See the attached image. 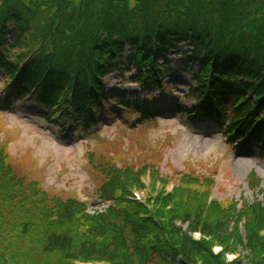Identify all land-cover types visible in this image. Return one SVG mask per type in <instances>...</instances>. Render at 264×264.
I'll return each mask as SVG.
<instances>
[{
	"label": "trees",
	"instance_id": "trees-1",
	"mask_svg": "<svg viewBox=\"0 0 264 264\" xmlns=\"http://www.w3.org/2000/svg\"><path fill=\"white\" fill-rule=\"evenodd\" d=\"M181 42L192 47L187 61L196 59L199 69L189 90L194 107L175 103L178 112L213 119L231 142L253 143L264 158V0H0L6 84H14L16 96L32 94L48 111L61 112L65 134L63 123L95 126L98 111L149 113L134 98L109 96L104 83L113 72L166 91L152 99L155 107L176 101L163 80L167 54ZM88 153L99 196L110 202L93 213L86 202L51 196L20 177L0 141V264H264V183L254 171L247 185L260 197L240 207L215 198L206 207L217 169L168 178L152 165L153 178L173 180L175 189L147 211L123 195L141 185L149 166L126 163L120 150ZM153 157L156 164L162 159L155 151Z\"/></svg>",
	"mask_w": 264,
	"mask_h": 264
},
{
	"label": "rangeland",
	"instance_id": "rangeland-1",
	"mask_svg": "<svg viewBox=\"0 0 264 264\" xmlns=\"http://www.w3.org/2000/svg\"><path fill=\"white\" fill-rule=\"evenodd\" d=\"M168 58L170 74L165 76L164 86L173 88L175 85L178 88L175 93L184 94L193 82L192 72L198 65L193 62L184 67L183 59H175L171 52ZM117 81L114 76L107 79L109 93L121 89ZM136 90L134 87L133 91ZM150 91L138 92L148 94ZM13 98V91L3 89L0 80V117L4 114L7 123L0 124V140L7 145L13 165L24 168L23 173L29 180L38 181L52 194L63 199L75 197L87 201L90 211L104 204L98 198L100 180L87 163V153L92 149L120 150L127 163L147 162L148 165L155 164L153 150L159 151L162 153L159 171L167 175L190 169L207 174L209 169L217 168L213 196L219 200L253 201L256 194L247 187L248 174L255 171L264 180V158L258 147L250 144L241 149L233 145L215 122L187 119L161 107L165 113L157 117L156 124L140 118L133 123L126 117L123 120L124 113L108 119L99 115L97 127L87 132L97 129L99 138L74 128L65 139H60L56 119L48 122L43 109L34 101L22 103ZM191 103L192 99L183 101L186 108ZM28 169L31 170L29 174Z\"/></svg>",
	"mask_w": 264,
	"mask_h": 264
}]
</instances>
